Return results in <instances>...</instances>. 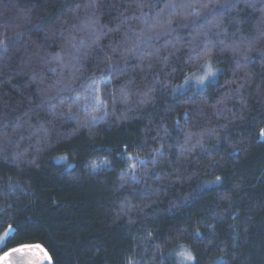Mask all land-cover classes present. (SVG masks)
Returning a JSON list of instances; mask_svg holds the SVG:
<instances>
[{"label": "trees", "instance_id": "1", "mask_svg": "<svg viewBox=\"0 0 264 264\" xmlns=\"http://www.w3.org/2000/svg\"><path fill=\"white\" fill-rule=\"evenodd\" d=\"M178 2L0 0V235L15 232L0 256L27 244L50 264H264V3L149 35ZM206 45L203 103L185 78Z\"/></svg>", "mask_w": 264, "mask_h": 264}, {"label": "snow or ice", "instance_id": "2", "mask_svg": "<svg viewBox=\"0 0 264 264\" xmlns=\"http://www.w3.org/2000/svg\"><path fill=\"white\" fill-rule=\"evenodd\" d=\"M261 3H264V0H261ZM248 6L254 8L255 7L254 0H248ZM233 7H235L234 0H229L228 3L220 6L219 8H217L215 6V4L213 3V0H208V3H201L200 0H180V2H178V3H170V4L166 5V8L170 10L169 18L167 20H164L161 18V15L159 13H157L154 21L148 25V30H149L148 34L149 35L154 34L158 37L160 35H170L174 31H178L180 29H185V28H189V27L198 28V26H207V25H211L212 27H218L219 26L218 22L211 20L210 17L218 16V15L222 14L224 11H226L227 9H230ZM198 9H206L207 10L206 14L203 15V18L201 20L197 21V20L193 19V20L189 21L188 23L176 24L175 26L173 25L172 17L175 14L179 13L184 17L185 20H188L189 17L194 18V17H200L201 16V11H199ZM261 11H262V13H264V8H262ZM141 35H143V33ZM220 44L223 45L224 41L221 40ZM128 51L130 54H133V55L139 54V49H138V46H136V45H133V47L131 49H128ZM211 51H212V49L206 45L205 48L203 49V52L206 56H208V59H206L204 61V63L199 64V66L197 68V71L203 70L204 74L200 75V76H196L195 72H190L189 75L186 76V78H185V84H188L191 80L195 79V83L199 88L198 95L201 97V102H203V103L207 102V97H205L203 95L204 91L206 90V88L208 86V85H206L205 81L207 79V80H209V82H211V78H213L215 76V71H216L215 69H213L211 67V63H210ZM231 51L237 56L240 55L239 46H237V45H234L231 48ZM199 59H200L199 56L190 57V60L193 63H195ZM242 59L244 61V64H241V60L237 59V61H236L237 68L244 67L249 62V58L247 56H243ZM95 83L96 82L94 81L88 87L94 88ZM229 83H236V81L232 80V81H229ZM182 86L183 85H181V87ZM244 86L245 85L241 84V85H239V87L237 89L231 90V91L238 93L240 88H243ZM194 91H195V89H194ZM145 95H147V93H145ZM77 98H79V97H77ZM261 98L264 99V97H261ZM97 102L102 103V101H99L98 99H97ZM223 102H224V100L222 99L221 101H218V104L223 103ZM186 103H188L190 105H195L196 104V97L195 96L189 97L187 99ZM189 115H190V113L188 111H185V113H184L185 122H187ZM215 115H217V116L223 115V111L220 109H217V111L215 112ZM68 119L74 120V119H76V117L69 115ZM95 119H96V117L93 116L91 122H94ZM101 119H102V117H101ZM179 126H180V120L177 119L176 127L179 128ZM165 134H167V129H165ZM194 135H196V134L192 133L190 131L186 132L185 143L191 141V139ZM213 135H217L215 129H208L206 132L200 133L201 138H203L204 136H208L210 138ZM259 139L264 141V128L260 129ZM200 143H201V140H197V144H200ZM217 143H220L219 139L217 140ZM183 147H184V145H181V148H183ZM240 151L241 150L237 148L233 151L232 155L235 156L236 153L240 152ZM155 154L163 156V148L155 149ZM59 159L66 160V157H59ZM127 159L131 160L132 157L129 156ZM143 163H145L144 160H142L140 158H136L134 162L128 163L127 167L134 171L138 164L142 165ZM153 163H156L155 155L153 157ZM210 166L216 167L217 166L216 161L210 160ZM154 175H155V173H154ZM156 178H157V180L162 179V177H159V176H157ZM211 184L221 185L222 184L221 178L219 176H217L216 179L211 182ZM226 197H227V193H225L224 196H222L221 198L224 199ZM5 235L8 236V239L5 240L3 237H0V242H3V244L5 246H7L8 242L15 237V232L13 230L10 233H6ZM28 247H32V246L27 245V244H23V245H20L19 247L11 248L8 252H4L3 255L0 256V261H3L4 264H8V259L12 253L19 252L22 249L28 248ZM34 247L40 249L42 252L44 251L40 245H35ZM44 255H45L46 259L50 260V257H48L46 252H44ZM185 255H186V260L190 261L193 259L191 254H185ZM223 264H226V262H223Z\"/></svg>", "mask_w": 264, "mask_h": 264}, {"label": "water", "instance_id": "3", "mask_svg": "<svg viewBox=\"0 0 264 264\" xmlns=\"http://www.w3.org/2000/svg\"><path fill=\"white\" fill-rule=\"evenodd\" d=\"M32 247L24 248L19 252L12 253L8 259V264H50V260L45 258L43 252L31 245ZM0 264H4L0 261Z\"/></svg>", "mask_w": 264, "mask_h": 264}, {"label": "rangeland", "instance_id": "4", "mask_svg": "<svg viewBox=\"0 0 264 264\" xmlns=\"http://www.w3.org/2000/svg\"><path fill=\"white\" fill-rule=\"evenodd\" d=\"M212 67V66H211ZM213 68V67H212ZM214 69V68H213ZM216 70V69H215ZM215 73H216V71H215ZM204 74V72H203V70L201 71V72H198V73H196V76H200V75H203ZM212 79V78H211ZM191 82L192 83H194V84H196L195 83V79H193V80H191ZM207 82H209V80H207L206 79V81H205V83H207ZM9 231H6L5 233H3L2 235H0V237H3L4 239H5V237H6V233H8ZM3 242H0V245L2 244Z\"/></svg>", "mask_w": 264, "mask_h": 264}]
</instances>
